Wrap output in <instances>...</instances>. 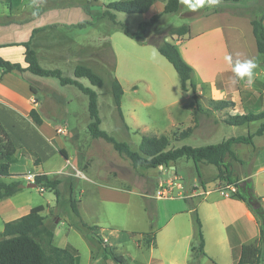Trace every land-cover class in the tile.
<instances>
[{
    "label": "rangeland",
    "instance_id": "rangeland-1",
    "mask_svg": "<svg viewBox=\"0 0 264 264\" xmlns=\"http://www.w3.org/2000/svg\"><path fill=\"white\" fill-rule=\"evenodd\" d=\"M116 1L123 0H0V41H27L33 29H39L31 39V48L41 67L59 69L65 78H74L77 65L91 68L103 79V86H93L85 78L79 81L98 94L101 129L117 141L129 144L134 151L139 150L145 135H165L170 138L173 147H200L232 137L254 135L259 130L264 119L244 126L224 123L229 115L249 112V107H252L254 113L264 111V64L259 62L257 64L263 74L260 78L262 81L255 76L251 81L242 82L243 87L239 89L242 91L239 100L242 105L234 111L196 115L187 105L188 112L180 111V120L174 124L168 119L166 111L156 110L152 105H140L139 102L154 100L149 94L145 97L134 94L135 89H130L129 84L125 83L126 90L121 102L122 120L113 97L112 83L117 78L118 56L111 36L119 34L121 40L127 36L120 32L109 17L104 16L107 6ZM159 1L164 3L168 0ZM216 7L221 11L250 17L264 10V0L221 2ZM159 8L160 5H157L147 14L116 13V21L124 23L131 32H135L141 22L161 14L164 9L160 11ZM207 9L211 8L205 7L193 12L181 4L178 13L162 16L160 22L149 30L147 43L159 44L172 27L191 26L196 19L195 15ZM79 23H83L84 27H77ZM193 31L197 33L196 25ZM115 39L119 48H127L119 38ZM24 52V47L8 46L1 48L0 56L8 58L10 62L24 64ZM23 76L38 89L35 96L40 103H44L38 109L45 124L39 127L24 115L25 112H14L1 105L0 124L16 147L36 152L42 159V166L34 165L35 159L31 154L17 152L13 156L10 170L12 176L1 180L6 183L19 181L24 188L13 197L0 201V233L5 223L28 214L34 207L42 206L45 223L55 234L54 245L61 248L70 245L78 250L77 264H152L153 259H160L163 264H237L238 250L230 249L226 243H216L218 238H222L220 227L214 229V224L206 218L207 222L203 225L206 256L201 257L199 262L193 260L191 263L192 251L188 247L191 244L198 246L199 243L192 212L179 215L163 228L173 213L197 207L199 216L200 212L203 216L207 215L210 203L222 198L219 190L232 193L227 188V181L217 179L215 166L199 164L197 170L192 160L180 159L171 165L175 166L172 172L171 166L164 167L162 171H158L159 168L135 169L110 144L90 135L88 97L77 87L63 86L56 77H38L30 72ZM8 87L11 92L18 94L17 102L25 106L20 97L24 89H18L11 82ZM45 95L49 97L45 98ZM170 96L174 97L173 93ZM201 103L207 107L206 100H201ZM174 110L178 111L179 108L171 111ZM191 128L193 133L190 138L179 141L182 133ZM253 140L251 145L234 146V152L244 161L242 166L241 163L232 162L236 166L232 180L255 174L264 160V152L256 151V165L253 163L252 146L255 140L259 143L264 141V133L255 136ZM36 146L41 152L34 148ZM61 149L67 151L68 160L60 154ZM38 172H48V176L61 181L59 203L53 191L28 188L27 185L34 182L29 181L28 176H35L33 173ZM263 178V171L253 177V180L260 181V188ZM160 190L167 194L166 197L161 196V200L157 195ZM208 191L212 193L199 210V201L205 199ZM193 193L197 195L188 197ZM72 195L79 201L81 217L71 208ZM82 221L88 226L98 227L99 233L96 236L108 241L106 244L111 251L109 257H104L103 244ZM150 232H154L156 237L153 250L147 245V240L151 238L148 235ZM237 232V225L228 231L232 245L237 244L240 238ZM188 234L190 236L183 239ZM177 236L179 242L175 245L174 239ZM226 236L224 232L223 237ZM114 256L122 257L124 263L115 260Z\"/></svg>",
    "mask_w": 264,
    "mask_h": 264
},
{
    "label": "trees",
    "instance_id": "trees-1",
    "mask_svg": "<svg viewBox=\"0 0 264 264\" xmlns=\"http://www.w3.org/2000/svg\"><path fill=\"white\" fill-rule=\"evenodd\" d=\"M159 0H123L112 2L107 6V10L104 12V16L118 26L121 33L128 38L137 41L141 45L150 44V42H144L149 30L154 28L159 22L162 16L176 14L180 7V0H168L163 12L158 15H154L147 21L141 22L135 32H131L129 28L121 22L116 21V13L126 14H145L147 13L155 3ZM240 0H219L221 2H239ZM253 35L256 41L257 50L260 56L264 59V10L257 15L249 17ZM77 27H84L83 23L77 24ZM39 29L33 30V34L39 32ZM190 34V26L183 25L180 27H172L168 31V35L164 37L159 44L154 45L157 51L172 65L174 68L180 89L184 92H189L190 89L194 92L192 101L188 104V108L193 111L194 114L209 115L213 112L224 111L227 109L236 110V103L231 100H206L207 107H205L201 100L196 95V85L192 79L194 76V69L187 64L182 58L177 46L168 41L169 37H183ZM31 39L27 42L19 44H9L0 47L7 46H23L25 48L24 61L27 67H23L20 63H13L0 57V72L2 74L9 73H26L38 77H56L60 80L61 85H72L77 87L84 95L88 97V111L90 117V123L88 130L90 135L94 139H102L110 144L113 149L118 153L120 157L128 160L133 168L141 169H157L159 167H170L173 163L180 159L192 160L198 170L199 164L212 165L217 168V179L227 181L229 185H233L235 192L233 197L243 201L247 207L256 216L260 226V236L256 244L243 245L238 250L237 264H264V202L262 197L258 196L255 192L254 184L251 179L243 181L232 180L233 174V161H242L238 158L232 147L236 144H253V138L255 136H261L264 133V123L254 135L232 137L217 144H211L200 147H193L189 145H183L181 147H173L170 138L165 135L142 137L141 144L138 151L131 149L130 145L125 142H119L114 137L109 135L106 131L101 129V118L98 108V94L85 87L79 79H87L93 86L102 87L103 79L97 75L91 68L86 65H77L74 69V78H65L59 69L48 70L41 67L35 51L31 48ZM152 44V43H151ZM191 84L189 88L188 84ZM113 97L115 104L119 110L120 116L123 120L121 111V102L124 95V89L117 78H114L112 83ZM136 89V86L133 87ZM32 92L36 94V90L31 88ZM29 118L37 126L43 124V120L36 109H31ZM264 119V111L260 113H254L249 111L238 115H229L224 123L231 126H244L255 121ZM197 117L195 118V121ZM193 133V128L187 132L182 133L179 141L187 139ZM17 152H22L24 155L31 154L34 156V165L36 167L42 166L41 157L34 151L25 147H16L11 140L8 132L0 124V201L10 198L20 192L24 186L19 181L6 183L2 181V178L11 177V162L13 156ZM60 154L68 160V155L64 149H61ZM34 183L38 188L53 191L56 195L57 203L60 202L61 191L59 186L61 181L56 178H52L44 172L37 173L35 175ZM204 186V183L202 184ZM79 201L71 197V208L73 212L80 216ZM192 216L194 221L195 233L198 237V246L192 247V261L199 262L201 257H205L204 251L205 239L203 234V224L200 219L197 207H193ZM44 208L37 206L32 210L14 220L5 223L3 231L0 233V264H77L79 260V252L72 246L68 245L65 248L57 247L54 245V231L49 228L45 223V217L42 215ZM83 225L87 227L93 235L101 241L103 244L104 257H109L111 253L106 242L96 236L98 227L88 226L82 221ZM151 238L147 240V245L152 247L155 242L154 232L148 233ZM195 256H197L195 258ZM196 260H195V259ZM114 259L120 263H124L122 257L114 256ZM195 262V263H196Z\"/></svg>",
    "mask_w": 264,
    "mask_h": 264
},
{
    "label": "crops",
    "instance_id": "crops-1",
    "mask_svg": "<svg viewBox=\"0 0 264 264\" xmlns=\"http://www.w3.org/2000/svg\"><path fill=\"white\" fill-rule=\"evenodd\" d=\"M166 3L167 2L161 3L160 1H157V3H155V5H153V7H151V10L149 11H152L157 5H160L159 10L161 11L165 8ZM198 14L195 15L196 19L190 26L189 35L183 37H169L167 38V40L173 42L177 46L184 61L194 69V76L192 81L196 85V95L200 100H231L236 103V108H238L240 107V105H242L240 104L242 102H239V100L241 101L242 91H240L239 89L243 87L242 82H244V80L239 81L236 84H232L231 80L233 78V73L231 72L230 66L224 60V56L231 54L234 59L255 58L257 63L259 62L264 64L263 57L260 55L258 56L259 53L253 35V28L250 19L247 15L233 14L230 11H221L217 9L216 6L212 7L211 9H207L200 15ZM195 25L197 33H194L193 31ZM115 38H119L121 40V36L119 34H114V36H111V39L112 41H114L115 52L118 56L116 74L120 84L124 89V94L126 90L125 83L129 84L130 89L132 90L133 86H136V89L133 90L134 94L142 95L144 97L146 94H149L154 100L153 102H139L140 105H142L143 107L152 105L156 110L166 111L168 113V119L171 120V123L175 124L178 120H180V117H178L180 115V111L186 110L188 112L186 107L192 101V96L194 94L192 89H190L189 92H183L180 90L179 81L174 68L157 51L153 43L149 44L152 46L141 45L137 41H133L126 37L122 38L121 41L126 45L127 48H124L122 46L119 48L117 43H115ZM148 39L149 37L147 36L144 42L147 43ZM27 41H19L16 44ZM4 43L6 42L2 43V41H0V46L15 44ZM1 48L5 47H0V50ZM6 59L9 60L8 58ZM22 66L27 67L25 61ZM23 74L16 72L2 74L0 72V105L1 107L12 109L14 112L18 110L22 113L25 112V114H23L29 117L28 114L31 109L34 108L39 113L38 107L43 106L44 103H40L38 98L31 90V88H34L37 94V87L33 85V82H31V80L24 77ZM261 75L263 74L262 71H260V67L258 65L257 69L255 70L254 78L256 76L258 77V80H261ZM9 82L14 83L20 90L24 89L20 97L23 100L25 106H22L17 102L18 94L15 92L13 93L9 90ZM188 86L189 88H191L190 83L188 84ZM171 93H173L174 97L170 96ZM253 94L258 95L257 92H253ZM48 97V95H45V98ZM176 108H179V110L171 111L172 109ZM249 108L250 110L252 109V107ZM228 110L232 109H227L224 111L229 113ZM215 113L217 112H213V114ZM44 124L45 122L43 120V124L39 127L44 126ZM255 141L256 142L252 146L254 153L253 163L256 165L257 157L255 156V152H264V141L260 143L257 140ZM234 146L235 145H233L232 147L233 151ZM34 148L38 152H41V149H39V147L36 146ZM240 160L242 161L243 159ZM232 164L234 169L236 166L234 163ZM242 165L243 163H241V166ZM171 167L170 169L172 172ZM163 169L164 167H159L158 171H162ZM262 171L264 173V160L257 168L255 174L244 175V177L239 179V181L251 179L253 181L256 194L262 197L264 202V178L261 183L262 188L259 187L260 181L258 182L257 180H253L254 175H259ZM33 174L36 175L37 173ZM45 174H48V172H46ZM227 188L232 191L231 194L225 193V191L223 190H219L222 198H218L215 203H210L211 208H209L207 215L203 216L202 212H200V219L202 221V224L204 225L209 220L214 224V229L217 230L218 227H220L219 229L222 233V238H218L216 240V243H226L227 247L232 250L240 249L243 245L256 244L260 236V226L256 216L243 201L233 197V194L235 192V188L233 185H228ZM211 193L212 191L206 192L205 199L199 201V210L200 206L206 203V201L208 200L207 196L211 195ZM195 195L197 194L193 193L188 197H195ZM5 200H2L1 202ZM159 200L161 199L159 198ZM191 212L192 210L187 208L183 211H177L173 213L171 218L168 219L163 228H165L166 225L169 224V222L177 218L179 215H189ZM205 218L207 221L205 220ZM234 225H237V234H239L240 238L237 244L232 245L231 239L228 235V231ZM97 232L99 233L98 230ZM224 232H226L227 234L225 238L223 237ZM189 236L190 234L183 237V239H187V237ZM178 238L179 236L174 239L175 245L179 242ZM103 240L108 243L106 239ZM194 246L195 245L193 244L188 245L190 251H192V247ZM150 249L153 250L154 245L153 247H150ZM153 262L155 264H163L160 259H153Z\"/></svg>",
    "mask_w": 264,
    "mask_h": 264
},
{
    "label": "clouds",
    "instance_id": "clouds-1",
    "mask_svg": "<svg viewBox=\"0 0 264 264\" xmlns=\"http://www.w3.org/2000/svg\"><path fill=\"white\" fill-rule=\"evenodd\" d=\"M180 3L189 11L195 12L205 7H215L219 3V0H180ZM224 60L230 66L231 72L233 73L232 84H236L245 79L251 81L254 78L255 70L258 67L255 58L234 59L231 54H228L224 56Z\"/></svg>",
    "mask_w": 264,
    "mask_h": 264
},
{
    "label": "built area",
    "instance_id": "built-area-1",
    "mask_svg": "<svg viewBox=\"0 0 264 264\" xmlns=\"http://www.w3.org/2000/svg\"><path fill=\"white\" fill-rule=\"evenodd\" d=\"M28 180L29 181H34L35 180V176H28ZM157 195H158V198H162V197H166L165 195H167V194L165 193V191L163 192V191L160 190V191L157 192Z\"/></svg>",
    "mask_w": 264,
    "mask_h": 264
},
{
    "label": "water",
    "instance_id": "water-1",
    "mask_svg": "<svg viewBox=\"0 0 264 264\" xmlns=\"http://www.w3.org/2000/svg\"><path fill=\"white\" fill-rule=\"evenodd\" d=\"M172 169H175V167L173 166V167H171ZM28 188H37V185L34 183V182H32V183H29L28 185Z\"/></svg>",
    "mask_w": 264,
    "mask_h": 264
}]
</instances>
